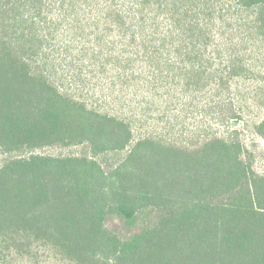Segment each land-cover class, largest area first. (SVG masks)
I'll return each mask as SVG.
<instances>
[{
	"label": "trees",
	"instance_id": "trees-1",
	"mask_svg": "<svg viewBox=\"0 0 264 264\" xmlns=\"http://www.w3.org/2000/svg\"><path fill=\"white\" fill-rule=\"evenodd\" d=\"M248 80L264 0H0V264H264Z\"/></svg>",
	"mask_w": 264,
	"mask_h": 264
},
{
	"label": "rangeland",
	"instance_id": "rangeland-1",
	"mask_svg": "<svg viewBox=\"0 0 264 264\" xmlns=\"http://www.w3.org/2000/svg\"><path fill=\"white\" fill-rule=\"evenodd\" d=\"M263 86L264 82L255 80L234 81L231 83L232 94L236 95L237 93L239 95V97L236 95L235 106L238 108L240 103L242 106V117L238 125L236 123L239 133L238 138L240 142L244 144L248 154H251L253 170L261 176H264V141L255 135L253 125L264 118ZM216 132L221 137H227L230 135L231 131L225 127H219ZM78 150L79 149H75L74 152H78ZM74 152H70L69 149H44L38 153L44 155H69ZM1 160L2 157L0 162Z\"/></svg>",
	"mask_w": 264,
	"mask_h": 264
},
{
	"label": "water",
	"instance_id": "water-1",
	"mask_svg": "<svg viewBox=\"0 0 264 264\" xmlns=\"http://www.w3.org/2000/svg\"><path fill=\"white\" fill-rule=\"evenodd\" d=\"M233 126L236 127V123H234Z\"/></svg>",
	"mask_w": 264,
	"mask_h": 264
}]
</instances>
